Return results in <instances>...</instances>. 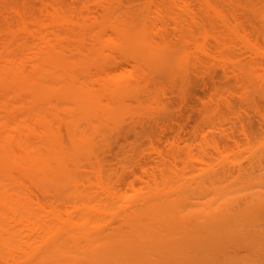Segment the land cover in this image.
Here are the masks:
<instances>
[{
	"label": "bare ground",
	"instance_id": "obj_1",
	"mask_svg": "<svg viewBox=\"0 0 264 264\" xmlns=\"http://www.w3.org/2000/svg\"><path fill=\"white\" fill-rule=\"evenodd\" d=\"M224 1L235 2L201 0L200 16L188 3L161 0L152 18H135L127 11L117 15L116 0H105L99 17L76 15L68 1L51 0L48 21L33 12L29 0L23 6L9 5L18 19L0 22V264H100L93 255L106 251V241L115 238L165 241L170 264H264V223H254L256 215L264 216V188L250 190V197L241 202L234 186L220 183L219 167L207 163L201 174L190 178L162 168V179L152 172L145 186L131 180L130 192L122 186L127 170L114 180L99 153L131 110L128 96L139 98L141 85L164 76L171 79L176 72L184 85L188 65L200 60L194 50L207 53L209 37L226 44V36L209 21L210 13L228 32L238 33L234 10L226 11ZM256 9L264 23V1ZM166 15L183 31L178 42L165 34ZM193 24L202 29L195 32ZM108 27L115 33L105 39ZM88 34L93 36L90 45ZM194 36V49L185 47L183 42ZM245 44L257 51L255 44ZM105 46L132 55L135 69L107 71L103 66L108 59L100 51ZM236 62L251 80L253 62ZM92 68L98 70L96 75ZM154 98L159 101L158 95ZM153 145V153L163 157L159 145ZM85 162L93 176L85 175ZM245 242L255 257L227 251ZM82 256L87 261L79 260Z\"/></svg>",
	"mask_w": 264,
	"mask_h": 264
},
{
	"label": "rangeland",
	"instance_id": "obj_2",
	"mask_svg": "<svg viewBox=\"0 0 264 264\" xmlns=\"http://www.w3.org/2000/svg\"><path fill=\"white\" fill-rule=\"evenodd\" d=\"M26 1L0 0V22L6 18L16 21L18 17L15 16L14 18V15L10 13L9 5L14 3L23 6ZM29 1H31L33 12L48 21L47 10L48 8L49 10L51 9V0ZM67 1L71 4L76 15L82 13L83 15L99 17L102 12V4L105 0H64L65 3ZM167 1L180 5L184 4V2L188 3L193 12L198 13L200 16L203 14L201 0ZM263 1L235 0L234 3H230L229 1L222 3L226 11L234 10L235 18H232V22L234 23L238 20V33L228 32L219 17L212 13L209 14V21L214 22L217 31L223 37L226 36V44L220 46L215 37H209L207 40L209 48L207 53L194 50L195 56L199 57L201 61L193 59L190 62L187 67L190 73L188 79L183 82L184 85L182 84L183 79L180 80V72H176L178 74L176 75L175 73V76H170L171 79L169 76L159 79H163L162 81H165V83L159 80L154 83V80H152L148 86L144 87L141 85L143 88L139 93V98L133 96L127 97L126 100L127 103L131 104V106L129 105V109L131 110H128L127 114L123 115L119 127L109 134L107 141L102 142L104 144L101 143L103 149L99 152L102 159L104 158L105 171L113 173L114 180L124 170H127L126 173L129 176L126 178L127 181L125 180L126 184H122L125 190L128 189L130 192H133L131 180L140 187L145 186L154 172L162 179V170L167 172L168 167L169 170L171 168L173 171V175L180 174L190 178L201 174L202 169L207 168V163H211L216 168L219 167L223 176L220 179V183L227 187L229 185V189H233L234 186L236 188L235 196L241 202L245 198L250 197V190L264 188V23L255 13L256 7L260 6ZM160 4L161 0H120V4L117 3V0L115 2V5H117V15H121L124 11H127L135 18H140L143 14L152 18ZM30 26L35 28L34 23H30ZM163 27H165L167 37L173 41H179V37L183 31L175 28L176 26L172 17L166 15ZM192 28L195 32L202 29L197 24H193ZM95 31L93 29V33ZM114 33L113 29L106 28L105 39L113 36ZM21 35L24 36V34ZM88 35L87 43L90 45L93 36ZM156 38H158L157 35ZM187 40V42L186 40L183 42V45L194 49L195 42L197 41L196 37H189ZM198 41H202V37L199 36ZM245 41L255 44L257 51L247 48ZM100 51L108 59V62L103 66L107 71L114 72L124 69H135V58L132 55L110 49L107 46L102 47ZM228 54L234 55V58L230 59ZM237 60L247 63L253 62V77L251 80L245 79L244 74L236 68ZM142 66L145 72L148 71L147 66L144 64ZM92 71L94 75L98 72L96 68H92ZM178 75L180 78H176ZM202 76L204 77L202 78ZM192 79H195L194 81L196 82L194 83ZM207 82H211L213 85ZM162 83L163 85H161ZM196 83L198 84L196 85ZM166 84L170 87V90L169 87L165 88ZM192 84H195L196 87L194 88ZM204 85L208 88L204 87ZM180 86L183 87L181 88ZM198 86L203 88H199ZM182 89L184 93H182ZM213 92L216 94L214 95ZM190 93L192 98L190 97ZM184 94L185 96H183ZM155 95H158L157 99L159 101L154 100ZM180 95L183 97L181 98ZM186 99H189L187 101L190 102L192 100V102H187ZM188 103L191 106L189 108ZM149 104H152L151 107ZM163 104L167 105L164 106ZM193 104L196 106H193ZM132 105H135V108ZM165 107H168V109ZM203 108L204 110H202ZM180 110L182 111L181 113ZM153 141L162 150V159L158 157L157 153H153L155 152L154 145L151 146ZM147 157L148 159H146ZM260 164H263V167H260ZM121 166L124 167L121 168ZM123 168L125 169L123 170ZM133 170L136 171V175L132 173ZM83 171L85 175L93 176L92 167L86 162ZM160 171L162 172L160 173ZM260 171H262V175ZM259 173L263 178L258 175ZM250 176H252V179ZM246 177L248 180H251L248 181ZM254 223L257 226L263 224L264 216L260 214L256 215ZM106 242V251L93 255L95 257L94 262H100V264H170L171 262L170 245L165 241L115 238ZM250 246L251 244L245 242L242 246L229 247L227 251L250 254L255 257ZM83 257L86 256L80 257L79 260L87 261L82 259Z\"/></svg>",
	"mask_w": 264,
	"mask_h": 264
}]
</instances>
